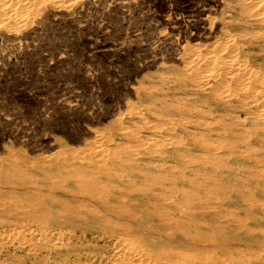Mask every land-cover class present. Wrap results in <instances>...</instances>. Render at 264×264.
<instances>
[{
  "label": "rangeland",
  "instance_id": "rangeland-1",
  "mask_svg": "<svg viewBox=\"0 0 264 264\" xmlns=\"http://www.w3.org/2000/svg\"><path fill=\"white\" fill-rule=\"evenodd\" d=\"M207 1L90 0L70 11L67 3L48 1L30 12L20 23L23 27L0 31V264H126L120 260L123 253L145 259L173 219L171 192L149 183L155 175L148 162L165 157L168 165L179 163L182 170L192 166L182 160L200 153L207 143L216 144L213 151L222 156L219 167L211 169L242 166L244 171L235 169L241 173L234 175L244 178L243 183L248 175L256 176L260 182L250 181L251 192L264 201L258 195L264 188V121L236 102L226 107L197 93L180 69L172 67L239 57L260 91L264 0ZM226 85L236 97L245 95L247 88L239 90L231 81ZM234 132L242 136L234 138ZM138 139L158 141L157 153L162 154L137 150ZM199 159L197 177L205 173L199 171L204 168ZM140 206L142 211L135 213ZM259 237V248L252 244L246 264H264V232Z\"/></svg>",
  "mask_w": 264,
  "mask_h": 264
},
{
  "label": "bare ground",
  "instance_id": "bare-ground-1",
  "mask_svg": "<svg viewBox=\"0 0 264 264\" xmlns=\"http://www.w3.org/2000/svg\"><path fill=\"white\" fill-rule=\"evenodd\" d=\"M49 1L52 4L65 5L67 3L68 7L65 9H70L69 7H82L88 3L90 0H0V31L9 32L11 26L21 25L26 21L27 16L30 15L31 11L37 10L40 6L44 7ZM93 1V0H92ZM194 1V0H193ZM207 1V0H206ZM262 1V0H261ZM121 2V1H120ZM125 2V0H124ZM127 2V1H126ZM135 2V1H134ZM147 2V1H146ZM208 2V1H207ZM224 4V3H221ZM66 5V6H67ZM93 5V4H92ZM108 5V4H107ZM115 5V3H114ZM151 5V4H150ZM165 5V4H164ZM171 5V4H170ZM199 5V4H198ZM59 6V5H57ZM56 6V8H57ZM116 6V5H115ZM168 6V4H167ZM196 6V5H195ZM224 9L223 5H221ZM65 7V6H64ZM110 7V6H109ZM152 7V5H151ZM215 7V6H214ZM251 7V6H250ZM55 8V9H56ZM61 8V7H60ZM173 8V7H172ZM203 8V7H202ZM228 8V7H227ZM59 9V8H57ZM63 9V7H62ZM64 9V10H65ZM77 9V8H76ZM226 9V8H225ZM71 10V9H70ZM69 10V11H70ZM193 10V9H192ZM259 10V9H258ZM38 11V10H37ZM60 11V10H57ZM169 11V10H168ZM222 12V10L220 9ZM264 11V10H263ZM68 12V11H67ZM73 13V12H72ZM90 13V12H89ZM170 13V12H168ZM174 13V12H173ZM209 13V12H208ZM136 14V13H135ZM138 14V13H137ZM171 14V13H170ZM179 14V13H177ZM253 14V13H251ZM40 15V14H39ZM74 15V13H73ZM228 15V14H227ZM34 16V14H33ZM70 16V15H69ZM137 16V15H136ZM182 16V15H181ZM192 16V15H191ZM258 16V15H257ZM264 16V15H263ZM35 17V16H34ZM38 17V14H37ZM167 17V16H166ZM164 17V18H166ZM178 17V16H177ZM183 17V16H182ZM181 17V18H182ZM36 18V17H35ZM39 18V17H38ZM76 18V17H74ZM170 18V17H169ZM179 18V17H178ZM29 19V18H28ZM180 19V18H179ZM188 19V18H187ZM186 19V20H187ZM193 19V18H192ZM202 19V18H201ZM204 19V18H203ZM75 20V19H74ZM170 20V19H169ZM189 20V19H188ZM217 20V19H216ZM223 20V18L221 19ZM72 21V20H70ZM69 21V22H70ZM175 22V20H173ZM178 21V19H177ZM33 22V20H32ZM74 22V21H73ZM189 22V21H188ZM187 22V23H188ZM214 22V21H213ZM212 22V23H213ZM224 22V21H223ZM229 22V21H228ZM26 23V22H25ZM28 23V22H27ZM34 23L29 22V25L33 26ZM180 24V23H179ZM196 24V23H195ZM26 25V24H25ZM36 25V24H35ZM79 25V24H78ZM166 25V24H165ZM176 25V24H175ZM22 27L24 26L21 25ZM138 26V25H137ZM172 26V25H171ZM181 26V25H179ZM185 26V25H184ZM16 27V26H15ZM26 27V26H25ZM28 27V25H27ZM26 27V28H27ZM80 27V26H78ZM174 27V25H173ZM177 27V26H176ZM187 27V26H185ZM190 27H192L190 25ZM221 27V26H220ZM19 28V27H17ZM30 28V27H29ZM36 28V27H35ZM77 28V27H76ZM172 28V27H171ZM197 28V27H196ZM15 29V28H14ZM24 29V28H23ZM22 29V30H23ZM34 29V28H33ZM31 29V30H33ZM79 29V28H77ZM167 29V28H166ZM198 29V28H197ZM200 29V28H199ZM18 30V29H17ZM37 30V29H36ZM35 30V31H36ZM50 30V29H49ZM165 30V29H164ZM188 30V29H186ZM14 31V30H13ZM26 31V30H24ZM30 31V30H29ZM28 31V32H29ZM163 31V30H162ZM19 32V31H18ZM98 33V32H97ZM163 33V32H162ZM167 33V31H166ZM174 33V32H173ZM193 33V32H191ZM21 34V33H20ZM41 34V33H40ZM77 34V33H76ZM178 34V33H177ZM223 34V33H222ZM262 34L264 32L262 31ZM8 35H10L8 33ZM162 35V34H161ZM181 35V34H180ZM154 36V35H153ZM152 36V37H153ZM170 36V34L168 35ZM215 36V35H214ZM222 36V35H221ZM167 37V36H166ZM176 37V36H174ZM168 38V37H167ZM177 38V37H176ZM216 38V37H215ZM264 38V37H263ZM98 39V38H97ZM170 39V38H169ZM199 39V38H198ZM96 41V38L94 39ZM177 41L178 38L176 39ZM194 40V39H192ZM219 40V39H218ZM217 40V41H218ZM91 41V40H90ZM222 41V40H221ZM260 41V40H258ZM20 42V41H19ZM165 42V41H164ZM194 42V41H193ZM37 43V42H36ZM160 43V42H159ZM199 43V42H198ZM217 43V42H216ZM1 44V42H0ZM19 44V43H18ZM143 44V43H142ZM206 44V43H205ZM176 45V44H175ZM120 47L122 46L119 45ZM115 47V46H113ZM118 47V46H117ZM215 47V46H214ZM213 47V48H214ZM21 48V47H20ZM206 48V47H205ZM203 48V49H205ZM202 49V48H201ZM200 49V50H201ZM215 49V48H214ZM4 50V49H3ZM65 50H67L65 48ZM109 50V49H108ZM22 51V50H21ZM123 51V50H122ZM192 51V49H191ZM195 51H197L195 49ZM215 51V50H214ZM95 52V51H94ZM120 52V51H119ZM199 52V51H198ZM209 52V51H208ZM231 52V51H229ZM5 53V52H4ZM91 53V52H90ZM197 53V52H196ZM215 53V52H214ZM225 53V52H224ZM237 53V52H236ZM10 54V53H9ZM63 54V53H62ZM200 54V52H199ZM206 54V53H205ZM208 54V53H207ZM238 54V53H237ZM88 55V54H87ZM209 55V54H208ZM215 55V54H214ZM222 55V54H220ZM197 56V55H196ZM236 56V54H235ZM63 57V56H62ZM212 57V56H211ZM218 57V55H217ZM5 58V57H4ZM162 58V57H161ZM170 58V57H169ZM190 59V57H188ZM193 58V57H192ZM201 56L198 55L197 59L200 60ZM207 58V57H206ZM10 59V58H9ZM143 59V57H141ZM196 59V58H195ZM202 59V58H201ZM192 60V59H190ZM207 60H209L207 58ZM213 60V59H212ZM15 61V59H14ZM115 61V59H114ZM163 61V60H162ZM166 61V60H165ZM206 61V59L204 60ZM203 61V62H204ZM217 61V60H216ZM12 62V61H11ZM148 62V61H147ZM186 62V61H185ZM189 62V61H188ZM193 62V61H192ZM213 62V61H212ZM220 62V61H219ZM222 62V61H221ZM146 63V62H145ZM163 63V62H162ZM185 63V66H172L174 68L180 69V72L186 78V83L197 91V93L203 94L205 97H211L217 99L223 106H231L232 103H237L238 108L244 112L250 113V116L257 114L258 118L264 121V86L261 84L260 91H256L253 86H257L258 83L250 78L249 66L245 61L241 60L239 57H235L228 62L225 60L224 63L214 62L211 63H201L198 66L193 63ZM173 64V63H172ZM171 64V65H172ZM184 64V63H183ZM182 64V65H183ZM197 64V63H196ZM146 65V64H145ZM165 65V63H164ZM141 66V65H140ZM113 74V73H112ZM244 79V77H246ZM115 80V79H113ZM55 81V80H54ZM228 81L237 83V89L240 87L247 88L245 90V95L242 97H236L232 94V86L226 85ZM57 82V81H56ZM90 82V81H89ZM105 82V81H104ZM216 83V86L211 85ZM219 84H224L221 85ZM110 85V84H109ZM120 86V85H119ZM68 88V87H67ZM227 88V90H221ZM97 89V88H96ZM94 89V90H96ZM99 89V87H98ZM102 89V88H101ZM240 90V89H239ZM89 91V90H88ZM92 91V90H91ZM255 92L261 94L260 96L255 95ZM82 95V94H80ZM72 96V95H71ZM70 96V97H71ZM21 97V96H20ZM110 97V96H109ZM4 98V97H3ZM2 98V99H3ZM23 99V97L21 98ZM122 100V99H121ZM120 100V101H121ZM124 100V99H123ZM122 100V101H123ZM9 101V100H8ZM14 101V100H12ZM249 103H245V102ZM28 102V101H27ZM12 103V102H11ZM16 103V102H15ZM59 103V102H58ZM57 103V104H58ZM62 103V102H61ZM76 103V102H75ZM74 103V104H75ZM60 104V103H59ZM65 104V103H64ZM67 104V103H66ZM125 104V103H124ZM127 104V103H126ZM108 107V106H107ZM254 111H252V109ZM118 109V108H117ZM101 110V109H100ZM251 110V111H250ZM128 111V110H127ZM120 113V111H119ZM130 118L133 117V113L129 111ZM95 116V115H94ZM119 117V116H117ZM5 118V117H4ZM7 118V117H6ZM102 118V117H101ZM8 119V118H7ZM118 119V118H117ZM119 120V119H118ZM121 124V123H120ZM42 125V124H41ZM44 125V124H43ZM116 125V124H115ZM112 126V125H109ZM103 127V126H101ZM106 127V126H105ZM126 127V126H125ZM107 127L105 130H107ZM114 128V126L112 127ZM45 129V128H44ZM50 129V128H49ZM117 130V128H115ZM113 129V130H115ZM126 129V128H125ZM65 130V129H64ZM93 130H95L93 128ZM104 130V129H103ZM110 130V129H109ZM108 130V131H109ZM112 130V131H113ZM119 130V129H118ZM121 130V129H120ZM123 130V129H122ZM132 130V129H129ZM136 130V129H135ZM96 131V130H95ZM128 131V130H126ZM126 131H123L124 133ZM86 132V131H85ZM115 133V131H113ZM112 132V133H113ZM118 133V131H116ZM132 132V131H131ZM94 133V132H93ZM107 133V132H106ZM111 133V131H110ZM122 133V132H120ZM136 133V132H135ZM96 134V133H95ZM123 134V133H122ZM133 134V132H132ZM103 135V134H102ZM101 135V136H102ZM120 135V134H119ZM100 136V135H99ZM100 136V137H101ZM132 136V135H131ZM130 136V137H131ZM134 136V134H133ZM132 136V137H133ZM242 135L234 132V138H240ZM85 137V136H84ZM98 137V135H97ZM106 138V137H105ZM124 138V136H123ZM150 138V136H149ZM148 138V139H149ZM101 139V138H100ZM110 139V138H108ZM104 141L105 142H108ZM113 139V138H112ZM126 139V138H125ZM137 139V138H135ZM146 139V138H145ZM151 139V138H150ZM153 139V138H152ZM89 140V139H88ZM97 140V139H96ZM95 140V142H97ZM99 140V139H98ZM103 140V137H102ZM128 140V139H127ZM133 140V139H132ZM92 141V140H90ZM112 141V140H111ZM136 141V140H135ZM139 141V139H138ZM142 142L139 145L134 146L137 150H147V153L158 152L157 146L158 141ZM99 142V141H98ZM103 142V141H102ZM116 142V141H115ZM82 143V142H81ZM101 143V142H100ZM85 144V143H84ZM104 144V143H102ZM131 144V143H130ZM137 144V143H136ZM101 146V144H99ZM108 145V144H107ZM120 145V144H119ZM118 145V146H119ZM128 145V144H127ZM134 145V144H133ZM225 149L231 151L233 146L225 144ZM89 146V145H88ZM116 146V145H115ZM121 146V145H120ZM119 146V147H120ZM129 146V145H128ZM127 146V147H128ZM143 146L145 148H143ZM216 144H204L203 150L200 153H193L188 158H184L182 162L192 163V166L182 169L179 167V163L168 165L164 160L167 158L160 157L154 162H148V169L155 175L149 183L152 185H159L161 187H166L168 192H171L172 207L171 215L173 219L168 228L166 235L158 237L155 244L150 251V254L145 259L138 260L135 255L133 257L131 254L127 256L124 254L120 257L126 264H246V256L254 252L253 245L260 241L259 235L264 232V201L257 199L258 196L254 195V191L251 192L252 186L249 185L250 181L254 183H259V179L254 175H248L246 181L243 183L244 178L236 177L235 172L241 173L244 168L240 166L239 168H219L212 170L211 167H219L218 163L222 156L216 154L213 149ZM72 147V146H70ZM93 147V146H92ZM92 147L91 150H92ZM130 147V146H129ZM128 147V148H129ZM133 149V146H131ZM74 148V147H73ZM72 148V151H73ZM77 148V147H76ZM81 148V147H80ZM90 148L88 151H90ZM94 148V147H93ZM126 148V147H125ZM75 149V148H74ZM86 149V148H84ZM96 149V148H95ZM86 151V150H85ZM112 151V150H111ZM110 151V152H111ZM130 151V150H129ZM74 152V151H73ZM79 152V151H78ZM83 152V151H82ZM81 152V153H82ZM94 152V151H93ZM109 152V151H108ZM264 157V148L261 150ZM71 153V151H70ZM75 153V152H74ZM77 153V152H76ZM75 153V154H76ZM119 153V151H118ZM232 153L243 156L244 152L239 150H232ZM7 154V153H5ZM79 154V153H78ZM77 154V155H78ZM86 154V153H85ZM106 154V153H105ZM110 153H108L109 155ZM128 154V152H127ZM16 155V154H15ZM27 155V154H26ZM72 155V154H71ZM82 155V154H81ZM80 155V159L81 156ZM96 155V152H95ZM107 155V156H108ZM111 155V154H110ZM118 155V154H117ZM120 155V153H119ZM257 155V154H255ZM7 156V155H5ZM98 156V155H97ZM106 156V158H107ZM132 156V155H131ZM10 157V156H9ZM74 157V156H72ZM114 157V156H113ZM200 158V159H199ZM77 159V158H75ZM74 159V160H75ZM109 159V157H108ZM107 159V160H108ZM201 161L204 168L199 169V171L205 172L202 176L197 177L198 169L194 167L195 161ZM235 161L234 158H230ZM264 159V158H263ZM73 160V161H74ZM106 160V161H107ZM110 160V159H109ZM115 161V159H114ZM113 161V162H114ZM1 162V161H0ZM28 162V161H26ZM76 162V161H75ZM85 162V161H84ZM111 162V161H110ZM2 163V162H1ZM45 163V162H44ZM135 163V162H134ZM3 164V163H2ZM106 164V163H105ZM104 164V165H105ZM115 164V163H113ZM119 164V163H118ZM132 164V163H131ZM19 165V164H18ZM33 165V164H32ZM55 165V164H52ZM57 165V164H56ZM65 165V164H64ZM81 165V164H80ZM100 165V164H99ZM102 165V164H101ZM100 165V166H101ZM46 166V164H45ZM83 166V165H82ZM81 166V167H82ZM114 166V165H113ZM115 166H117L115 164ZM121 166V165H120ZM124 166V165H123ZM139 166V165H138ZM208 166V167H207ZM4 167V166H3ZM54 167V166H53ZM56 167V166H55ZM126 167V166H125ZM137 167V165H136ZM115 169V168H114ZM239 169L241 172L235 170ZM31 170V169H30ZM83 170V169H82ZM85 171V170H84ZM189 171L191 173H189ZM37 172V171H35ZM61 172V171H60ZM83 172V171H82ZM24 173V172H23ZM63 173V172H62ZM40 174V173H39ZM42 174V173H41ZM57 174V173H56ZM110 174V173H109ZM226 174V176H224ZM255 175L259 176L257 173ZM45 175V174H44ZM152 175V176H153ZM130 176V175H129ZM138 176V175H137ZM1 177V174H0ZM114 177V175H113ZM134 176H132L133 178ZM143 177V175H142ZM149 177V176H148ZM147 178V177H146ZM109 179V178H108ZM227 179H233L235 183H230ZM68 180V179H67ZM123 180V179H122ZM121 180V181H122ZM11 181V180H10ZM126 181V180H125ZM128 181V180H127ZM136 181V180H135ZM138 181V180H137ZM141 181V180H140ZM13 182V181H12ZM132 182V181H131ZM15 183H18L15 181ZM99 183V182H98ZM114 183V182H113ZM142 183V182H141ZM41 184V183H40ZM131 184V183H129ZM105 185V184H104ZM109 185V184H108ZM133 185V184H132ZM153 185V186H154ZM3 186V185H2ZM126 186V185H125ZM83 187V186H82ZM263 188V186H262ZM21 189V188H20ZM24 189V188H23ZM26 189V188H25ZM31 189V188H30ZM41 189V188H39ZM43 189V188H42ZM22 190V189H21ZM118 190V189H117ZM170 190V191H169ZM25 191V190H24ZM112 191V189H111ZM42 192V191H41ZM58 192V191H57ZM65 192V191H64ZM115 193V192H114ZM117 193V192H116ZM144 193V192H142ZM20 194V193H19ZM36 194V193H35ZM118 194V193H117ZM135 194V193H134ZM146 194V193H145ZM261 194V195H259ZM18 193L15 194V197ZM259 197L264 195V188L258 193ZM54 196V195H53ZM69 196V195H68ZM131 196V195H130ZM149 197V196H148ZM147 197V198H148ZM46 198V197H45ZM113 198V197H112ZM44 199V198H43ZM80 199V198H79ZM92 199V198H91ZM108 199V198H107ZM151 199V198H149ZM45 200V199H44ZM115 200V199H114ZM130 200V199H129ZM93 201V200H92ZM96 201V200H95ZM98 201V200H97ZM140 201V200H139ZM141 202V201H140ZM52 203V201H51ZM98 203V202H97ZM103 204V201L100 202ZM144 203V202H143ZM96 204V203H95ZM46 205V204H45ZM56 205V204H55ZM54 205V206H55ZM111 205V204H110ZM113 205V204H112ZM133 205V204H132ZM146 203L144 204V206ZM69 206V205H68ZM103 209L104 206L100 205ZM98 206V207H99ZM109 206V205H108ZM135 206V205H134ZM150 206V205H149ZM36 207V206H35ZM37 207L39 205L37 204ZM137 208V206H135ZM141 207V206H140ZM56 208V206H55ZM48 209V208H47ZM46 209V210H47ZM106 209V208H105ZM39 210V209H38ZM43 210V209H42ZM76 210V209H75ZM82 210V209H81ZM29 211V210H28ZM44 211V210H43ZM103 211V210H101ZM106 211V210H105ZM108 211V210H107ZM106 211V212H107ZM142 207L139 208L135 213H140ZM16 212V211H15ZM30 212V211H29ZM80 212V211H79ZM83 212V211H82ZM106 212H104L106 214ZM116 212V210H115ZM120 212V211H119ZM165 212V211H164ZM52 213V212H51ZM108 213V212H107ZM121 213V212H120ZM159 213V212H158ZM42 214V213H41ZM53 214V213H52ZM87 214V213H86ZM102 214V213H101ZM91 215V214H90ZM112 215V214H111ZM123 215V214H121ZM55 216V214H54ZM70 216V215H69ZM72 216V215H71ZM39 217V216H38ZM49 217V216H48ZM53 217V216H52ZM90 217H94L93 215ZM143 217V216H142ZM153 217V216H151ZM51 218V216H50ZM86 218V217H85ZM100 218V217H99ZM127 218V217H126ZM135 218V217H134ZM147 218V217H146ZM145 218V219H146ZM52 219V218H51ZM67 219V218H66ZM70 219V218H69ZM79 219V218H78ZM95 219V218H94ZM113 219V218H112ZM141 219V218H140ZM139 219V220H140ZM144 219V220H145ZM157 219V218H156ZM168 219V218H167ZM126 220V219H125ZM132 220V219H131ZM138 220V218H137ZM142 220V221H144ZM149 220V219H148ZM155 220V219H154ZM48 221V220H47ZM71 221V220H70ZM87 221V220H86ZM92 221V220H91ZM116 221V220H115ZM122 221H124L122 219ZM129 221V219H128ZM156 221V220H155ZM90 222V221H89ZM102 222V221H101ZM99 221V224L101 223ZM121 222V221H120ZM127 222V221H126ZM137 222V221H136ZM92 223V222H91ZM107 224L109 222H106ZM133 223V222H132ZM141 223V221H140ZM151 223V222H150ZM149 223V224H150ZM98 224V222H97ZM169 224V223H167ZM56 225V224H55ZM105 225V224H104ZM134 225V224H133ZM151 225V224H150ZM154 225V224H153ZM158 225V224H157ZM156 225V226H157ZM57 226V225H56ZM66 227V225H64ZM74 226V225H73ZM72 226V227H73ZM106 226V225H105ZM62 227V226H61ZM92 227V226H91ZM103 227V226H102ZM114 225L112 226V228ZM132 227V226H131ZM154 227V226H153ZM159 227V226H158ZM138 228V227H137ZM145 229V226L143 227ZM133 229V228H132ZM142 229V228H140ZM159 229V228H158ZM77 230V229H75ZM104 230V227H103ZM108 230V229H107ZM113 230V229H112ZM150 230V229H149ZM68 231V230H67ZM78 231V230H77ZM99 231V230H98ZM132 231V230H131ZM146 231V230H145ZM109 232V231H108ZM142 232V231H141ZM105 233V232H104ZM138 232H136L137 235ZM147 233V232H146ZM106 234V233H105ZM135 234V233H134ZM133 234V235H134ZM148 234V233H147ZM151 234V233H149ZM154 234V233H153ZM156 234V233H155ZM154 234V235H155ZM160 235V233H158ZM145 235V234H144ZM129 236V234H128ZM150 237V235H149ZM152 237V236H151ZM154 237V236H153ZM152 237V238H153ZM141 238V236H140ZM139 238V239H140ZM148 238V237H147ZM146 238V239H147ZM137 239V238H136ZM120 240V239H119ZM141 240V239H140ZM143 240V238H142ZM150 241V239H148ZM153 240V241H154ZM264 240V239H263ZM139 241V240H138ZM137 241V242H138ZM146 242V240L144 239ZM152 241V240H151ZM152 241V243H153ZM134 242V241H133ZM141 242V241H139ZM144 242V243H145ZM264 242V241H263ZM143 243V244H144ZM139 244V243H138ZM142 244V242H141ZM140 244V245H141ZM142 244V246H144ZM149 246V244H148ZM258 247V245L256 244ZM120 247V246H119ZM145 247V246H144ZM255 247V246H254ZM256 247V248H257ZM121 248V247H120ZM259 248V247H258ZM257 248V249H258ZM115 250V249H114ZM128 250V249H127ZM126 250V251H127ZM134 253V252H133ZM136 254V253H135ZM138 255V254H137ZM117 257V256H116ZM115 257V258H116ZM138 257V256H137ZM141 257V256H139ZM142 258V257H141ZM248 259V258H247ZM252 260V259H251ZM257 262V261H256ZM259 262V261H258ZM121 263V262H120ZM250 263V261H249ZM255 263V262H254ZM262 263V262H260ZM248 264V263H247Z\"/></svg>",
  "mask_w": 264,
  "mask_h": 264
}]
</instances>
